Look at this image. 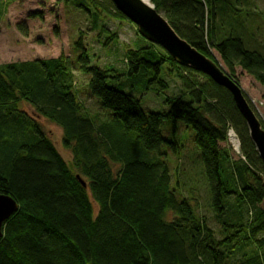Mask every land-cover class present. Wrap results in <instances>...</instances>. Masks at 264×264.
Instances as JSON below:
<instances>
[{
  "label": "trees",
  "instance_id": "1",
  "mask_svg": "<svg viewBox=\"0 0 264 264\" xmlns=\"http://www.w3.org/2000/svg\"><path fill=\"white\" fill-rule=\"evenodd\" d=\"M149 1L183 40L218 63L215 52L237 85L240 75L264 87V56L217 32L228 0ZM61 2L79 13L93 7L128 21L111 0ZM99 21H92L96 29ZM19 29L26 34V25ZM151 45L128 52L129 79L121 89L109 86L123 78L116 71L90 66L83 40L75 45L77 60L0 65V195L19 205L4 226L0 264H264V165L247 123L228 90ZM166 69L177 73L183 95L168 101L169 111L148 113L132 94L156 85L166 92ZM76 72L91 76L89 90L77 87ZM82 94L111 113L108 122L84 108ZM39 119L63 130L72 164ZM168 121L196 133L218 235L199 214L196 195L192 205L172 189L162 159ZM229 127L241 141L243 159L236 162L220 146L228 142Z\"/></svg>",
  "mask_w": 264,
  "mask_h": 264
},
{
  "label": "rangeland",
  "instance_id": "2",
  "mask_svg": "<svg viewBox=\"0 0 264 264\" xmlns=\"http://www.w3.org/2000/svg\"><path fill=\"white\" fill-rule=\"evenodd\" d=\"M61 1L0 0V65L60 57L77 60L79 53H75L77 51L75 45L83 40L90 58V66L116 71L123 78L111 79L109 86L121 89V85L127 83L129 79L127 77L129 65L126 62L128 52L152 45L141 36L137 26L129 20H119L103 12L99 13L93 7L90 8V12L78 10L79 13L73 5L67 6ZM224 10L227 11L220 16L221 22L217 29L221 37L223 35H226L224 38L238 37L248 50L264 56V0H228L222 5V11ZM38 12L42 13L44 18L41 16L38 19L29 18L30 14ZM92 18L94 23L100 19L97 29L92 23ZM22 24L26 25V34L19 29V25ZM111 37L114 38L113 41ZM213 54L218 64L223 66L216 53ZM75 75L77 87L89 90L91 76L80 72H76ZM163 78L169 84L166 92L160 85L152 87L143 95L132 94L130 88L124 89V92L139 99L142 108L148 113L167 112L170 110L168 101L183 95V85L177 78V73H173L172 76L167 69ZM238 85L257 118L264 125V87L240 75ZM81 102L88 112L99 115L100 123L106 121V115L109 117L111 114L109 111L101 110L97 100H90L84 94L81 95ZM22 108L33 116L34 110L31 106L24 105ZM39 121L46 136L54 143L61 156L68 164H72L74 153L64 144L63 130L47 120ZM162 134L169 142L162 147V153L165 154L162 159L170 167L172 189L178 198L190 199L192 205H195L193 200L196 198L199 214L208 219L210 227L218 235L220 226L213 220V213L209 208L210 197L202 178L205 174L197 156L200 150L195 143V131L182 124L180 128L178 126L175 129L173 123L168 121L162 126ZM228 138L227 143L220 145L221 148L228 150L232 162L243 159L241 141L232 127H229Z\"/></svg>",
  "mask_w": 264,
  "mask_h": 264
},
{
  "label": "water",
  "instance_id": "3",
  "mask_svg": "<svg viewBox=\"0 0 264 264\" xmlns=\"http://www.w3.org/2000/svg\"><path fill=\"white\" fill-rule=\"evenodd\" d=\"M111 1L125 18L137 26L141 36L149 43L164 49L180 66L204 74L231 93L237 109L247 123L251 140L264 165V128L243 95L242 89L226 74L222 66L183 40L149 1ZM78 179L83 187H87L80 177ZM18 211L19 205L14 199L0 195V240L4 237V226Z\"/></svg>",
  "mask_w": 264,
  "mask_h": 264
},
{
  "label": "bare ground",
  "instance_id": "4",
  "mask_svg": "<svg viewBox=\"0 0 264 264\" xmlns=\"http://www.w3.org/2000/svg\"><path fill=\"white\" fill-rule=\"evenodd\" d=\"M145 2H148V0H144Z\"/></svg>",
  "mask_w": 264,
  "mask_h": 264
}]
</instances>
